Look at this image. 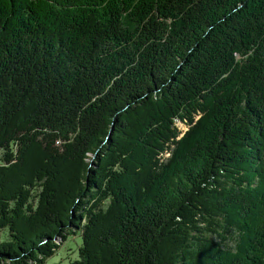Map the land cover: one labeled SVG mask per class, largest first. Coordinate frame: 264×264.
Returning <instances> with one entry per match:
<instances>
[{"label":"trees","instance_id":"1","mask_svg":"<svg viewBox=\"0 0 264 264\" xmlns=\"http://www.w3.org/2000/svg\"><path fill=\"white\" fill-rule=\"evenodd\" d=\"M76 231L69 264H264V0H0V264Z\"/></svg>","mask_w":264,"mask_h":264},{"label":"rangeland","instance_id":"2","mask_svg":"<svg viewBox=\"0 0 264 264\" xmlns=\"http://www.w3.org/2000/svg\"><path fill=\"white\" fill-rule=\"evenodd\" d=\"M80 242V232L76 231L75 234L71 232L63 242L59 243L58 248L45 260L44 264H69L78 257L77 250Z\"/></svg>","mask_w":264,"mask_h":264}]
</instances>
